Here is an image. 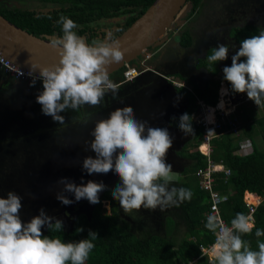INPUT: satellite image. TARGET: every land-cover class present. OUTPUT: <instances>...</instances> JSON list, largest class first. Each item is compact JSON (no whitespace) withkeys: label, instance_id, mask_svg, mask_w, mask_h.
Segmentation results:
<instances>
[{"label":"clouds","instance_id":"1","mask_svg":"<svg viewBox=\"0 0 264 264\" xmlns=\"http://www.w3.org/2000/svg\"><path fill=\"white\" fill-rule=\"evenodd\" d=\"M57 24L62 25V36L51 38L49 46L57 51L58 62L50 66L31 64L30 86L36 80L43 82V91L36 97L44 115L59 124L64 123L67 110H77L85 105L96 107L109 93L116 98L118 85L110 79L109 68L124 58V51L117 41L105 38L88 43L77 34L79 25L61 15ZM229 48L219 44L206 56L209 65L227 60ZM39 76H33L36 70ZM223 79L231 86L232 93H246L255 105L264 106V31L240 42L231 56V66L223 68ZM229 89L221 87V100L217 108L230 114L225 108L224 96ZM216 109H209L206 120H214ZM194 116L184 113L178 127L185 135H194ZM90 142L95 158L83 160L82 169L88 175L115 172L119 183L111 195L125 213L141 208L164 211L190 200L189 189L174 186L175 173L166 163V155L173 138L166 128L147 126L146 121L135 118L131 107L117 108L106 119L96 122ZM64 192L74 195L78 202L86 199L90 204L100 203L103 182L89 180L77 185L61 178ZM62 204L71 205L73 200L65 195L56 197ZM21 197L9 191L7 198H0V264H85L94 249L97 233L89 230L88 238L65 242L61 238L45 236L42 229L60 232L63 221L45 214L34 216L30 222L20 218ZM54 221V222H53ZM226 226L216 216H209L205 227L216 233L214 244L215 264H264V242L258 240V251L252 250L243 235L251 234L255 224L243 213H237ZM81 228L79 231H83ZM257 238L264 237V229H256Z\"/></svg>","mask_w":264,"mask_h":264},{"label":"trees","instance_id":"2","mask_svg":"<svg viewBox=\"0 0 264 264\" xmlns=\"http://www.w3.org/2000/svg\"><path fill=\"white\" fill-rule=\"evenodd\" d=\"M119 1L126 5H135L136 8L141 7V10L136 12V14L127 17L124 23V27L126 28L145 11L153 0ZM81 2L82 6L72 4L71 12L76 17H68L78 25L84 19L81 17L83 14L86 15V19H89L90 15H92L91 18L105 15V9L115 1L81 0ZM201 3L202 0H186L180 11L186 4H189V12L193 13L198 10ZM0 14L10 22L34 35H52L54 32H56V36L63 35L62 25L54 24L52 21L53 19L59 20L60 16L57 17L55 14L49 18H39L35 17L31 12L18 11L17 9H0ZM261 31H264V28H261L257 23L246 20L241 25L232 26L229 36L240 44L243 39L259 35ZM77 34L79 35L78 32ZM80 36L86 38L88 43L98 38L91 36L87 40V36ZM180 40L181 44L191 46L193 36L188 31H182L180 33ZM210 54L211 49H208L205 52V57L200 59L198 64L205 66L202 68L216 78L211 79L210 77L209 79L207 77L205 82L199 84L186 79L183 75L176 74L181 80H186L185 83L188 86L191 85V89L185 87L176 88L179 93L188 99L184 113L191 115L197 105L196 97L211 106H214L218 101L219 82L224 81L223 71L217 63L215 65L208 64L206 56ZM148 63L152 65L151 60H148ZM123 69L124 66L110 74V78L114 81L119 80ZM13 83L12 88L14 89L7 91L10 96V101L7 104H11V106L14 105L13 103L19 102L16 100L18 95H21L23 89L26 90L23 87L19 89L17 84ZM30 85L31 83L27 84L29 89L25 93L30 95H27L28 100L32 101L35 95L37 96L43 91V83H37L35 86ZM227 86L231 92V86L228 82ZM36 87L39 91L36 90ZM237 110L236 114L243 121L238 134L235 136L229 132H223L213 137L210 142L212 149L211 159L215 162L221 161L225 167L231 170V174L227 178L224 177L223 172L216 174L214 185L215 189L227 195L220 202L219 207L222 217L228 223L235 218L237 213L246 214L247 212V208L242 200L244 190L264 194V149L259 148L255 141L256 136H262L264 139V106H260L261 116L259 117L250 116L240 107ZM67 111L62 113L65 115ZM70 113L79 115L78 109L71 110ZM170 121L172 125H178L179 117H172ZM71 122V120H64L63 124ZM56 123L59 124L58 122ZM192 126L194 128L193 138L180 152L183 156L189 158L190 161L183 166L180 173L181 178L174 181V186L177 188L183 187L191 190L192 197L190 200L179 203L178 206L166 208L164 211H159V208H157L156 211H159L158 216L150 219L155 223L139 219L133 225L120 214L118 201L114 200L111 195L113 190L106 189L99 197L100 203L93 205L89 214L79 213L77 215L71 230L56 232L48 229L44 235L50 238L58 237L65 242H69L88 238L89 230L96 232L97 237L93 241L95 247L90 252L85 264H179V262L187 263L194 258H197V260L193 264H209L206 256H200L201 250L199 248V245L206 246L211 244L215 238L214 233L205 227L207 220H205L204 212L210 205L209 194L200 188L195 174L199 167L205 166L206 156L198 150L202 130L194 122H192ZM243 137H248L252 142V151L248 154L236 153L239 141ZM101 199L109 200V212L102 207ZM144 220L147 223H143ZM254 224L255 228L253 232L243 235L242 239L249 242L252 250L258 251L257 242L258 240L259 242H264V237L257 238L255 230L264 229V200L257 206L254 212ZM81 228L84 229L82 232L79 231Z\"/></svg>","mask_w":264,"mask_h":264},{"label":"flooded vegetation","instance_id":"3","mask_svg":"<svg viewBox=\"0 0 264 264\" xmlns=\"http://www.w3.org/2000/svg\"><path fill=\"white\" fill-rule=\"evenodd\" d=\"M115 2L111 4L108 8L105 9V15H98L97 17H92V15L89 16V19H86V15L83 14L81 16L84 18L81 20V23H79L78 29L76 31L79 33V35L87 36L88 38H91V36L98 37L96 39H111L120 34L124 29V23L129 15H134L136 12L141 10L140 8H136L135 5L129 4L126 5L124 3H121L119 0H114ZM205 2V0H202L201 5L199 6L198 10L190 13V9L184 14L181 21L174 26L173 29L169 30L167 37L164 42H162L160 45H157L155 47H150L140 58H144L145 54L148 53V59L151 60L153 63V67L156 69V71L162 70L166 65L164 64L163 60H166L167 55L175 56L177 58H171V61L175 63L180 68L182 67V64L179 60H181V57H192L193 63L191 65H188L186 69L190 72V74L193 77L197 76V80H200V77L202 79L199 81V84L205 82L207 80V77L210 79H213L215 76H213L211 73H208L205 69H203L205 66H201L198 64L200 59H203L205 57V52L208 49H213L216 46L213 45V42L208 41L206 42L205 49L203 51H198L196 47L198 37H201L204 33L208 31H214V29H219L222 33H227L229 36L230 28L236 24L232 23L231 17L228 16L227 19H224V16L222 15V12L220 9L217 11L215 7H212L211 10L206 15H200L202 13V4ZM80 5L82 6L81 0H0V9L2 10H14L17 9L18 11H28L34 14L35 17H51V15L55 14L57 17L64 15L66 17L75 18L76 15L71 12L72 4ZM78 12V11H77ZM180 13V11H179ZM178 15V14H177ZM200 15V16H199ZM177 17V16H176ZM88 18V17H87ZM86 19V20H85ZM54 24H56V20H52ZM107 29L106 28H109ZM112 27V28H111ZM56 31V30H54ZM182 31H188L193 36V43L191 46H186L181 44L180 42V33ZM56 32L52 33L53 36ZM232 38V37H231ZM233 39V38H232ZM234 40V39H233ZM235 41V40H234ZM232 42V41H231ZM236 42V41H235ZM169 44H172L170 46ZM239 45L237 42L236 44L228 43L227 47L229 48V56L228 59L225 61H218L217 65L223 69L225 66H231V56L235 53L236 50H238ZM197 50V51H195ZM162 63V64H161ZM203 67V68H202ZM192 68V70H190ZM176 74H181L182 72H179L178 69H175ZM0 76L5 77L6 75H3L0 70ZM10 78V81L12 84L15 82L19 89L22 87L24 88L29 85L28 82H24L18 78H14L12 76L7 75ZM152 77L153 75H149ZM216 78V77H215ZM26 83V84H25ZM37 84V83H36ZM35 84V85H36ZM38 87V86H37ZM36 87V90L39 91V89ZM141 90L142 87H137L136 85L132 86V90L125 89L123 92H120V96H123L122 93H130V97L132 99H135L137 96L138 90ZM141 92V91H140ZM25 92L21 93V96L25 97ZM181 94V93H180ZM22 97V102H25L28 98H25V100ZM183 99L188 102V99L182 95ZM125 98H117L116 100L113 99V102L117 103L118 105L125 106L126 104ZM111 101V99H110ZM20 102V101H19ZM28 102V101H27ZM3 103V102H2ZM18 103V102H17ZM11 106V104L1 105V109L7 110L6 115L11 113L13 114L12 118L13 121H17L15 123L18 124L16 131H14V126L12 128L10 127V122L5 121L6 118L2 116V122L0 124V174L2 176H9L12 174V172H9V170L18 167L19 165H23L24 163L29 164L32 166L35 164L37 160L35 155L26 154V151H21L20 154L13 153L16 150H20V146H15L17 143H21L23 139H30L29 137H35V139L41 138L43 135L48 136L50 141L54 143L55 147L61 146L64 148H70L71 151L75 147H85L90 146V142L94 139L91 136L89 139H83V136L81 134V128L82 126L89 120L88 118H91L98 109H93L94 107L85 105L78 109L79 115L76 113H70L69 110L64 115L63 113H60V115H63L65 118V121L71 120L72 122L69 124H63L60 126H57L55 121H53L52 117L46 116L43 114L44 119L42 122V125H45V128L43 127H34L33 124H27L24 122V119L22 118L23 124L19 122V118L17 116V113L13 112L17 110L16 104ZM102 101L99 106H96L95 108L102 107ZM38 107H41L39 103H36ZM175 111L174 113H176ZM90 117H88V115ZM19 124H22L21 126ZM51 126V127H50ZM174 128L179 129L178 125H172ZM180 130V129H179ZM47 131V132H46ZM12 135H15L13 138ZM86 137V136H85ZM55 138H59L58 140H55ZM193 135H188V137H185L183 140H185L183 147L186 146L187 143H189L190 140H192ZM62 142V143H61ZM181 141L175 140V143L172 144L173 148H176L177 144H179ZM176 150L177 153H180L183 149ZM14 150V151H11ZM22 153H25L24 155ZM182 159V163L184 162V157L180 153ZM56 158L52 161H48L46 167L44 168V178H47L48 176H56L58 178V181L61 180V178H67L68 181L74 182L77 185L85 184V176H87V173L83 174L82 176H79L75 174L74 172L68 173L64 168H62L60 163H57L59 161V157L55 156ZM187 158V157H186ZM72 156L71 154H68L67 157H65V161L67 163H71ZM189 160V158H187ZM31 166V168H32ZM8 170V172H7ZM93 176V174H92ZM1 178V176H0ZM8 178L4 179L2 178L3 182L6 183ZM87 179V178H86ZM15 181H11L10 185L12 187V191L16 194L20 193L22 197H25V200L28 198V207L22 208L25 210H20V218L23 222L27 223L30 222V220L34 217V214H38L41 209L45 211V207H37V205L40 202H46L48 199L44 198L42 194H39L40 192L35 189L34 187H31L29 183L26 182H20L21 178L19 177L18 173L14 175ZM63 185V184H61ZM64 186V185H63ZM106 189H112L110 186H106ZM104 192V191H103ZM102 193H100V196ZM31 198H34L31 200ZM73 203L71 205H67V208H61L54 205V208L52 211L54 213H51L48 216L55 217L57 219H60L63 221V230L68 231L71 230L72 225L75 221V218L79 213H85V212H79V203H81V200L76 202L75 199H72ZM106 200V199H101ZM50 201V200H49ZM109 204V200H106ZM27 202V201H26ZM53 202H50L49 205H52ZM48 205V206H49ZM56 206V207H55ZM93 207V206H92ZM64 209V210H63ZM49 210V208H48ZM65 211H68L67 213H70L71 216H66L64 214ZM39 215V214H38ZM37 216V215H36ZM74 217V221L71 224V218ZM54 222V221H53ZM148 226V225H147ZM150 227V226H149ZM152 227V226H151ZM48 230V227H44L45 234Z\"/></svg>","mask_w":264,"mask_h":264},{"label":"rangeland","instance_id":"4","mask_svg":"<svg viewBox=\"0 0 264 264\" xmlns=\"http://www.w3.org/2000/svg\"><path fill=\"white\" fill-rule=\"evenodd\" d=\"M212 7H215V9L217 11L222 9L221 12H222V15L224 16V19L228 20L227 17L230 16L231 20H232L231 22L236 24V25H241L244 21L250 20L254 23H257L261 28H264V0H205V2L202 4V13H200V15H202V14L206 15L209 12V10H211ZM189 8H190L189 4H186L183 7V9L180 11L178 16L175 18V22H174L172 28H174V26H176V24L179 23V21H181L182 17L189 10ZM107 29H110V27L106 28V30ZM171 29H169V30H171ZM169 30H167L166 34L164 35L165 39L167 37ZM208 41L213 42V45L216 47L219 44H225L226 46L228 43H231L233 45L236 44V42L230 36H228L226 32L222 33V32H220L219 29H214V31H208V32L204 33L201 37H198L197 45H199V46L196 47V49H198V51H203L205 49L206 42H208ZM169 45L172 46V44H169ZM195 51H197V50H195ZM171 58H177V57H175V56L172 57L170 55H167L166 60L162 59V61H164V64L166 63L165 64L166 66L164 68H162V70H160V71H156V69L153 67V65H150L152 67L151 71H154L155 73H153L151 71L150 72L147 71V73L145 72L144 77H148L151 74H154V76H156L158 73V74H164V76L172 77L173 79L179 80L180 78L178 76H176V71H175V69H178V71L182 72L181 74H183V76L186 77V79H189L193 82L199 83V81L202 79V77L199 76L200 80H197V76L193 77L190 74V72L188 71V69H186V67L188 65H191L193 63L192 57H181L182 59L179 60L182 64L181 68L179 66H177L175 63H173L171 61ZM190 70H192V68ZM222 71H223V69H222ZM154 76H152V77H154ZM144 80H145V78L141 79V81H144ZM167 81H169V80H167ZM224 82L227 83L226 81H224ZM132 83H133V81L120 85L118 87V93H117L116 98H113V96L110 95L108 98H106V99L104 98L102 100V103H103L102 107H98V108L94 107L93 108V109H98V110L93 116H91V118H88L89 120L82 126V128H81L82 136L83 135H85L87 137L91 136L93 138V136L91 135V132L93 131L96 122L101 120V119L108 118L109 114L112 111L116 110L117 108H122L120 105L113 102V99L116 100L117 98H120V97L125 98V99H130L131 97L129 96L130 95L129 92L128 93H125V92L122 93L123 96H120L119 94H121L120 93L121 90H123V91L125 89L132 90V86H134V85H136L137 87H140V85L138 83H136V84H132ZM189 87H191V85ZM223 87L226 88L225 85ZM123 91H121V92H123ZM241 94H242V96H240V98L247 96L246 93H241ZM181 95L182 94H180V96ZM218 95H220L219 94V88H218ZM28 96H30V95L28 94ZM232 96L235 97V95H232ZM36 97L32 101L28 100L30 102H27V101L22 102V97H21L20 102H18L16 104L17 110H15L13 112L17 113V116L19 118L20 123L23 124L25 122L27 124H33L34 127L45 128V125H42V123H40L43 121L44 116H43V113L41 111V107H38L36 105V103H37ZM23 99H24V97H23ZM110 99H111V101H110ZM220 100H221V98H220ZM224 101H225V99H224ZM237 101H238V99L236 100L235 103H232V101H231V104L229 106H227V109H232V111L234 110L233 113L234 112L236 113L238 111L237 108L239 109V107H240V108H243L246 111V113L249 114L250 116H253V117L261 116L260 106L258 107L257 105H255L253 101L248 100V101L243 102L241 104L239 103L240 105L236 104ZM0 104L3 105L2 99H0ZM1 108L2 107L0 106V115H3L4 117H8L5 119V121L10 122L9 123V124H11L10 127L12 128V126H14L15 127L14 131H16L18 124L15 123L17 121H13V118H12L13 114L9 113L6 115V112H8V111L5 110V108L4 109H1ZM90 115L91 114H89L88 117H90ZM22 118L24 119V122L22 121ZM239 120H240V125H242L243 121H242L240 116H239ZM1 122H2V116H0V124H1ZM22 124H19V125L21 126ZM170 124H171V121H170ZM239 131H240V127H239ZM168 132H169L170 136L173 138V143H175V140L180 139V141H181L185 137H188V135H185L184 132L177 130V129H174V128H170L168 130ZM13 137H15V135H12L11 137H8V138L11 139ZM29 138L30 139H23L22 141H20L21 143L15 144V146H20V150H16V151L11 150V151H14L13 153H17V154H20L21 151H26V154L35 155V157H36L35 160H37V161L35 162V164L33 166H32V164L29 165V164L24 163L23 165H19L18 167H15V168L9 170V172H12V174L9 176H2V174H0V176H1V178H0V198H7L8 192L12 191V187H11L10 183H11V181H15L12 179H14V175L16 173H18L19 177L21 178L20 182L29 183V185L31 187H34L35 189H37L40 192L39 194H42L43 196H45L44 198L48 199V201L40 202L37 205V207H45L44 212L46 215H48V214L50 215L51 213H54L52 211V209L54 208V205H56L57 207H61V208L66 209L67 205L62 204L56 198L57 195L58 194L59 195H65L71 200L75 199L74 195L71 193L64 192V190H63L64 186L59 183L58 178L56 176L52 175V176H48L47 178H44V171H45L44 168L46 167L47 162L54 160L56 158L55 156H57L60 158L57 163H60L61 165L63 164L61 167L64 168L68 173L74 172L75 174L82 176L83 174L86 173V171H84L82 169L83 160L88 156L95 158L96 154L91 150L90 146L75 147V148H73L74 151H72L70 153L69 152V151H71L70 148H64L61 146L55 147L54 143L57 144V142L52 143V141H50L49 137L44 136V135L41 138L38 137V139H35V137H33V138L29 137ZM58 139L59 138H55V140H58ZM255 139H256L255 141H256L257 146L261 149H264L263 137L262 136H256ZM179 144H177V146ZM181 147H183V146H181ZM181 147H180V149H181ZM176 150H179V149L173 148V146L169 149V151L166 155V163L171 164L172 168H176V171L175 170H172V171L175 173V180H178L179 178H181V175H180V173H181L180 170L182 167L181 165H185L190 160H188L186 157H184V162L179 163V161L182 159V157L179 153L176 152ZM22 154L24 155L25 153H22ZM68 154H71V156L73 158V159H71L70 164L65 161V157H67ZM31 166H32V168H31ZM7 172H8V170H7ZM2 178H3V180L8 178L6 183L3 182ZM84 179H85L84 180L85 184L89 180L95 181L98 183L103 182V184L105 186H110L113 189H115L116 185L119 183V177L115 174L114 171L110 172L108 174H93V176L87 174V176H85ZM17 195H19L21 197L22 208L28 207V198H27V200H25V197H22L20 193H18ZM32 199H34V198H31V200ZM50 202H53V204L49 205ZM101 203H102V207H104L106 209V211L109 212L110 211V204L106 200H102ZM118 205H119L120 214L133 225L139 219L149 220V219H153L156 216H158V211H156V213H153L155 210L153 211V210L144 209V208H141L138 212L133 210L130 213H125L123 211V209L120 207L119 202H118ZM92 206H93V204H90L86 199H82L81 203H79V212H85L86 214H89ZM22 208H21V210H25ZM48 208H49V210H48ZM67 212L68 211H65L64 214L66 216L70 217L71 214L67 213ZM38 214H40V212ZM38 214H34V216H36ZM145 220L143 221V223H147ZM42 232H44V228L42 229ZM207 260H208L209 264H215V258H208Z\"/></svg>","mask_w":264,"mask_h":264},{"label":"water","instance_id":"5","mask_svg":"<svg viewBox=\"0 0 264 264\" xmlns=\"http://www.w3.org/2000/svg\"><path fill=\"white\" fill-rule=\"evenodd\" d=\"M185 2L186 0H153L128 27L111 38L110 40L119 43L121 50L124 51V58L121 62L110 66L109 75L121 69L125 64L137 65L139 57L150 47L160 45L165 40L164 35L167 30L173 27L175 18ZM52 37L54 36L34 35L0 14V52L20 67L31 70V64L50 66L57 63L59 59L57 51L49 46ZM35 72L39 73V70ZM144 75L145 73H142L134 78L132 84L138 83L142 89L138 90L135 99L132 97L127 99V104L122 108L131 107L135 118L139 121H146L147 126L168 130L174 128L170 124V119L184 114L187 102L167 81L164 74L157 73L156 76L151 74L154 77H144ZM143 78L145 80L141 81ZM110 95L112 94H107L105 99ZM175 111L177 112L174 113ZM83 139H89V137L83 135ZM184 142L185 140L182 139L176 149H180ZM181 166L180 171L184 165ZM172 170L176 171V168ZM153 213H156V210ZM73 221L74 217L71 219V224ZM148 221L155 223L150 219Z\"/></svg>","mask_w":264,"mask_h":264},{"label":"built area","instance_id":"6","mask_svg":"<svg viewBox=\"0 0 264 264\" xmlns=\"http://www.w3.org/2000/svg\"><path fill=\"white\" fill-rule=\"evenodd\" d=\"M148 53L145 54L144 58H140L138 60L137 65H131V64H125L124 69L122 71L121 78L117 81L111 80L116 83L118 86L132 82L134 78L141 75L142 73H145L149 70H152V67L148 63ZM0 69H2L4 72L9 74L10 76L14 78H18L22 81L31 83L32 82V76H29L28 73L31 71L27 68L20 67L19 65L15 64L13 61L5 57L0 52ZM33 76L38 77L39 73L34 72ZM167 80H169L172 85L175 88L179 87H185L188 89H191L185 81L179 79H173L172 77L165 76ZM36 83H43L42 80L37 79ZM219 94H220V87L224 83L227 86V83L224 81L219 82ZM232 95H235L233 97ZM242 96L241 93L239 94H232L229 91V94L224 96L226 103L231 104L235 103L238 99L236 104H241L243 102H246L250 99H248L247 96L240 98ZM221 97L219 95L218 99ZM196 107L192 111L191 115L194 116L193 122L196 126H198L202 130L201 135V141L198 146V150L206 156V164L205 166L199 167L195 174L198 178V184L200 188L207 191L209 194V201L210 205L209 208L204 212L205 220L208 219L209 216H216L218 221H222L226 226H231L230 223H228L223 217L220 212L219 204L222 202L227 195L223 194L221 191L214 188L215 182H216V174L219 172L224 173V177L227 178L231 174V170L224 166V164L220 162H215L211 159V139L223 132H229L232 135H237L239 132L240 127V120L238 115L233 111L230 112V114H225V111H222L218 109L216 106L217 103L214 106L207 105L203 102L202 99L196 97ZM239 104V105H240ZM216 109L214 112V120L212 122H209L205 119V117L208 115L209 109ZM202 145H205V149L203 150L201 148ZM252 151V142L248 137H243L237 146L236 153L238 154H248ZM242 200L247 208L246 216L249 217L250 221L254 223V212L256 211L257 206L262 203L264 200V194H259L250 190H244L242 195ZM214 240L209 245H199V248L201 250L200 256H206L208 258H215V251H214V244L216 240V233H214ZM199 256V257H200ZM197 258L192 259L191 261H188L187 263L179 262V264H193Z\"/></svg>","mask_w":264,"mask_h":264},{"label":"crops","instance_id":"7","mask_svg":"<svg viewBox=\"0 0 264 264\" xmlns=\"http://www.w3.org/2000/svg\"><path fill=\"white\" fill-rule=\"evenodd\" d=\"M1 70V73L3 74V75H6L5 77H1L0 76V99H2V102L4 103V105H6L7 104V102H9L10 101V96L8 95L9 93L7 92V91H9L10 89L12 90V89H14V88H12V83H11V81H10V78L7 76V75H9V74H7L6 72H4L2 69H0ZM10 76V75H9ZM6 84V85H5ZM26 84V83H25ZM225 84L223 83L222 85H221V87H223ZM226 86V85H225ZM221 87H220V89H221ZM24 88H26V90L25 89H23V92H26L29 88H28V86H25ZM28 94L26 93L25 94V97H24V99L25 98H28V96H27ZM35 97H36V95H35ZM16 100H18V101H20L21 100V95H18V98L16 99ZM26 101H28V99L26 100ZM218 101H219V99H218ZM28 102H30V101H28ZM17 103V102H16ZM202 147V146H201Z\"/></svg>","mask_w":264,"mask_h":264},{"label":"bare ground","instance_id":"8","mask_svg":"<svg viewBox=\"0 0 264 264\" xmlns=\"http://www.w3.org/2000/svg\"><path fill=\"white\" fill-rule=\"evenodd\" d=\"M227 88V87H226ZM221 98V97H220ZM219 98V99H220ZM218 103H219V101H218ZM230 104L229 103H226L225 102V108H226V110H227V106H229ZM231 107V106H230ZM209 114V113H208ZM203 150L205 149V145H202V147H201Z\"/></svg>","mask_w":264,"mask_h":264}]
</instances>
